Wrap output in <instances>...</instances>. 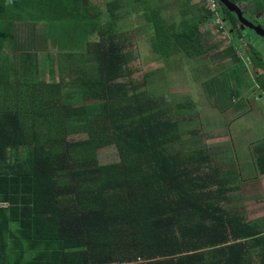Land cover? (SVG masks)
<instances>
[{"label": "trees", "instance_id": "obj_1", "mask_svg": "<svg viewBox=\"0 0 264 264\" xmlns=\"http://www.w3.org/2000/svg\"><path fill=\"white\" fill-rule=\"evenodd\" d=\"M192 1L176 0L167 17L161 0H112L105 11L92 0H0V199L10 203L0 212V264H264V217L252 208L264 201V140L252 148L256 176L244 180L235 159L191 149L187 115L162 109L149 75L134 77L139 36L162 59L231 58L220 92L228 89V107L240 98L234 80L249 71L244 57L262 70L253 80L264 92V57L241 42L249 28L218 0V15ZM230 1L249 4L244 17L264 29V0ZM124 11L146 28L121 25ZM217 17L233 38L224 50L202 31ZM39 44L58 50L60 83L40 82ZM109 147L119 160L102 165Z\"/></svg>", "mask_w": 264, "mask_h": 264}, {"label": "rangeland", "instance_id": "obj_2", "mask_svg": "<svg viewBox=\"0 0 264 264\" xmlns=\"http://www.w3.org/2000/svg\"><path fill=\"white\" fill-rule=\"evenodd\" d=\"M92 1L105 11L106 6L112 0ZM161 1L162 5L169 6L166 11L164 9V15L168 17L174 14L176 16V0ZM198 1L193 0L192 3H197ZM240 7L251 14L249 4H242ZM131 13L124 11L123 16L126 15V19L120 21V24L123 26L125 24L131 25L136 30L146 28L144 17L137 12ZM260 15L264 16V12L259 13ZM219 20L220 18H216L203 25L202 31L205 36L204 40L208 45L217 42L219 50H224L232 44L233 38L230 35V30H227L225 26L222 25L221 29L217 27L221 24ZM259 22L264 25V17L259 18ZM39 26V35H43L41 31L46 27L44 24ZM131 26L129 27L131 28ZM18 27L21 32L23 31L22 41L27 42V38L31 36V24L18 25ZM241 31L246 36L241 39L245 52L249 53L251 47L264 57V39L249 29ZM97 39V36L93 38L94 41ZM44 48L48 49V52L51 49L52 53L44 52ZM38 49L39 63L41 65L40 82L43 80L46 83H60L63 75L60 70L61 60L58 50L51 44H39ZM215 49H218V47ZM135 55L136 61L132 65L134 77L142 79L145 75H149L148 87L150 88V94L162 99V109H171L176 114L178 112L187 115L186 119H180V127L182 128L184 141L188 143V146L191 149L195 147L209 148L208 150L216 153L214 158L221 161V163H224L226 159L233 158L238 162L242 179L248 180L252 178V171L248 172V170L254 168L252 148L257 146L258 142L264 140V119L262 116L264 114V97L262 100L260 98L256 100L258 95L264 96V93H262L260 88L256 87V81L255 79L253 80L254 72L259 74L262 73V70L254 69L252 71V63L248 61V57H244V63L249 71L244 76L245 82L234 80L236 83L232 88H235L236 92L239 89L240 98L233 103V106L228 107L231 103H227L226 95L227 97L229 95L227 94L228 89H226L225 94L221 95V85L224 84L223 79L226 80L230 69V73L234 70L231 58L221 57L211 60L208 57H204L201 60H193L180 54L171 59H162L154 53L150 41L148 39L141 40L139 36L136 40ZM250 80H253L254 83H250ZM76 89V87H68L65 91L74 92ZM246 100H250V102L248 103ZM253 102L258 103L257 105L256 103L252 105ZM254 105H256V109H252ZM221 109L230 110L226 111V115H224ZM85 138V134L71 136V139L76 141ZM222 150H225L224 154L221 153ZM118 160V153L113 147L103 149L99 153V161L102 165L116 163ZM261 179L264 180V176ZM263 180H260L262 186L264 184ZM257 186L261 187V185ZM259 187L257 188L259 189ZM263 209L264 206L257 213L260 219L264 217Z\"/></svg>", "mask_w": 264, "mask_h": 264}, {"label": "water", "instance_id": "obj_3", "mask_svg": "<svg viewBox=\"0 0 264 264\" xmlns=\"http://www.w3.org/2000/svg\"><path fill=\"white\" fill-rule=\"evenodd\" d=\"M220 1L223 5H225L230 11L234 12L238 19H239V22L242 26L246 27V28H249L251 30H253L257 35H259L260 37H264V29L262 26L260 25H255L253 24L251 21L247 20L240 7L236 4V3H233L231 2L230 0H218Z\"/></svg>", "mask_w": 264, "mask_h": 264}, {"label": "built area", "instance_id": "obj_4", "mask_svg": "<svg viewBox=\"0 0 264 264\" xmlns=\"http://www.w3.org/2000/svg\"><path fill=\"white\" fill-rule=\"evenodd\" d=\"M207 3V7L210 11L216 13V15H218L217 13V9H218V4H217V0H206ZM219 18V17H217ZM221 22V20H219ZM10 207V203L8 202H4L0 199V212L3 209H7Z\"/></svg>", "mask_w": 264, "mask_h": 264}, {"label": "crops", "instance_id": "obj_5", "mask_svg": "<svg viewBox=\"0 0 264 264\" xmlns=\"http://www.w3.org/2000/svg\"><path fill=\"white\" fill-rule=\"evenodd\" d=\"M249 171H252V174H253V177H255L256 176V171H255V167L252 169H250V170H248V172ZM261 179V178H260ZM261 180H263V179H261ZM263 183H264V180H263ZM263 186H264V184H263ZM262 185H261V188H263V190H264V187H263ZM261 198H263L264 199V195L261 197ZM253 206H254V204H253ZM252 206V207H253ZM262 206H264V201L263 202H261V203H256V205L253 207V208H255V209H257V208H262ZM264 210V209H263ZM259 211V210H258ZM258 216V215H257Z\"/></svg>", "mask_w": 264, "mask_h": 264}, {"label": "flooded vegetation", "instance_id": "obj_6", "mask_svg": "<svg viewBox=\"0 0 264 264\" xmlns=\"http://www.w3.org/2000/svg\"><path fill=\"white\" fill-rule=\"evenodd\" d=\"M261 18H262V17H261ZM261 18H260V19H261ZM251 22H252L253 24H255V25H259V24H257V23H254L252 20H251ZM260 26H261V25H260ZM230 33H231V31H230ZM261 38H262V37H261ZM262 93H264V92H262ZM263 97H264L263 95H258V98H256V100H259V98L262 100ZM261 100H260V101H261ZM246 101H247L248 103L250 102V100H249V101L246 100ZM255 103H256V105H257L258 102H253L252 105L255 104ZM256 105H254L253 107L251 106L252 109H256ZM261 112H262V110H261ZM262 114H263V113H262ZM262 116H263V119H264V114H263Z\"/></svg>", "mask_w": 264, "mask_h": 264}]
</instances>
